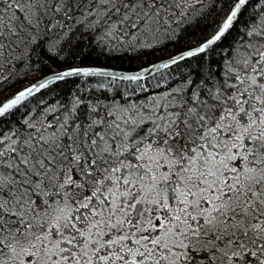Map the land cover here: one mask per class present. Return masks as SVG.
Returning a JSON list of instances; mask_svg holds the SVG:
<instances>
[{"label": "snow or ice", "instance_id": "6c2138e0", "mask_svg": "<svg viewBox=\"0 0 264 264\" xmlns=\"http://www.w3.org/2000/svg\"><path fill=\"white\" fill-rule=\"evenodd\" d=\"M249 2L233 0L197 46L157 67L210 56ZM198 4L0 0V78L51 35L139 42ZM239 44L199 84L143 102L81 111L76 96L5 130L18 105L66 78L141 79L95 67L0 102V264H264V20Z\"/></svg>", "mask_w": 264, "mask_h": 264}, {"label": "trees", "instance_id": "16d2710c", "mask_svg": "<svg viewBox=\"0 0 264 264\" xmlns=\"http://www.w3.org/2000/svg\"><path fill=\"white\" fill-rule=\"evenodd\" d=\"M183 23L176 21L168 32H161L156 40L141 38L128 43L95 39L90 30L79 28L67 35H51L30 51L22 64L3 71L0 78V102L14 93L51 73L70 67H105L121 71H134L178 52L197 46L204 36L222 23L233 0H200ZM264 0H250L226 39L218 43L215 51L203 59L189 58L167 68L156 75L140 81H121L104 77H75L55 83L18 106L5 130L22 119L51 109L53 106L68 105L78 96L89 104H112L143 102L145 98L157 96L173 89L186 86L188 79L199 84L207 76L209 68L217 72L226 64L229 50H239V41L244 38L245 28L264 20ZM142 89V90H141ZM120 93V95H117ZM15 111V109L13 110Z\"/></svg>", "mask_w": 264, "mask_h": 264}, {"label": "water", "instance_id": "95a60500", "mask_svg": "<svg viewBox=\"0 0 264 264\" xmlns=\"http://www.w3.org/2000/svg\"><path fill=\"white\" fill-rule=\"evenodd\" d=\"M194 48V47H193ZM188 50V49H187ZM184 51H186V50H184ZM183 51H181V52H179V53H176V54H174V55H172V56H170V57H168V58H164V59H161V60H158V61H156V62H154V63H151V64H149V65H147V66H144V67H141V68H139V69H137V70H134V71H121V70H117V69H112V68H105V67H95V68H103V69H106V70H109V71H111V72H115V73H117L118 75H135L136 73H140L141 74V79L140 80H144V79H147V78H149V77H152V76H154V75H156L157 73H159V72H161V71H163V70H165V69H167V68H169V67H172L173 65H175V64H169V66L168 67H157L158 65H161V64H164V63H167L169 60H170V58H172V57H175V56H178L180 53H182ZM187 59H189V58H187ZM179 62H181V61H179ZM178 62V63H179ZM81 68H87V67H81ZM143 69H148V71L147 72H144L143 71ZM67 70V69H66ZM64 71V70H63ZM61 72V71H60ZM56 73H58V72H56ZM54 73H51V74H48V75H46V76H44V77H41L40 79H38V80H36V81H34L33 83H37L38 81H43L45 78H49V77H51L52 75H53ZM81 77V76H80ZM96 77H102V76H96ZM70 78H75V77H70ZM70 78H66V79H70ZM107 78H112L111 76H109V77H107ZM113 79V78H112ZM118 80V79H117ZM126 81V80H125ZM139 81V80H138ZM32 83V84H33ZM56 83H58V82H56ZM31 85V84H30ZM29 86V85H28ZM50 86H52V85H50ZM49 86V87H50ZM25 87H27V86H25ZM24 87V88H25ZM24 88H22V89H24ZM22 89H20V90H22ZM47 89V88H46ZM19 90V91H20ZM43 90H45V89H43ZM43 90H41L40 92H42ZM18 92V91H17ZM39 92V93H40ZM39 93H36V94H34L33 96H35V95H37V94H39ZM14 95V94H13ZM12 95V96H13ZM32 96V97H33ZM31 97H28L26 100H28V99H30ZM25 100V101H26ZM25 101H23V102H25ZM22 102V103H23ZM21 103V104H22ZM19 106V105H18ZM17 106V107H18Z\"/></svg>", "mask_w": 264, "mask_h": 264}, {"label": "rangeland", "instance_id": "374dc122", "mask_svg": "<svg viewBox=\"0 0 264 264\" xmlns=\"http://www.w3.org/2000/svg\"><path fill=\"white\" fill-rule=\"evenodd\" d=\"M155 36H157V35H155ZM145 38L151 39V42L157 39V37L153 38V36L144 37L143 39H145Z\"/></svg>", "mask_w": 264, "mask_h": 264}, {"label": "bare ground", "instance_id": "6f19581e", "mask_svg": "<svg viewBox=\"0 0 264 264\" xmlns=\"http://www.w3.org/2000/svg\"><path fill=\"white\" fill-rule=\"evenodd\" d=\"M32 83H33V82H32ZM32 83H31V84H32ZM29 85H30V84H29ZM27 86H28V85H27Z\"/></svg>", "mask_w": 264, "mask_h": 264}]
</instances>
